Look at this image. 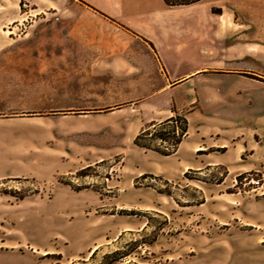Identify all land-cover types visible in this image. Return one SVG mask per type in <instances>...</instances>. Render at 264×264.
I'll use <instances>...</instances> for the list:
<instances>
[{
  "label": "rangeland",
  "instance_id": "374dc122",
  "mask_svg": "<svg viewBox=\"0 0 264 264\" xmlns=\"http://www.w3.org/2000/svg\"><path fill=\"white\" fill-rule=\"evenodd\" d=\"M46 10L0 0V264H264V160L180 172L183 147L135 145L147 114L56 61ZM164 120L141 141L169 146Z\"/></svg>",
  "mask_w": 264,
  "mask_h": 264
},
{
  "label": "crops",
  "instance_id": "0c3cea01",
  "mask_svg": "<svg viewBox=\"0 0 264 264\" xmlns=\"http://www.w3.org/2000/svg\"><path fill=\"white\" fill-rule=\"evenodd\" d=\"M46 12L58 16L44 27L61 49L56 61L81 66L69 74L107 92V104L146 113L144 123L185 112L180 172L263 166L264 111L255 104L264 101V0H47Z\"/></svg>",
  "mask_w": 264,
  "mask_h": 264
},
{
  "label": "trees",
  "instance_id": "16d2710c",
  "mask_svg": "<svg viewBox=\"0 0 264 264\" xmlns=\"http://www.w3.org/2000/svg\"><path fill=\"white\" fill-rule=\"evenodd\" d=\"M198 0H165V2L168 5H177V4H188L193 3ZM165 124H168L163 130L160 129L161 132L156 134V136L163 140V141H170L169 146H166L164 149H161L159 147L150 146L146 143H143L141 141V138L145 135V131H147V128L149 126H154L156 122H150L148 126L143 128L134 138V144L140 147H143L145 149H151L153 151L158 152L161 155H169L175 152L177 149L180 141L182 138L186 135L187 129H188V121L185 115H181L179 113H175L174 115L166 118L164 120ZM123 252L120 250H114L110 253H107L104 255V259L106 261L111 259H116V257H121Z\"/></svg>",
  "mask_w": 264,
  "mask_h": 264
}]
</instances>
